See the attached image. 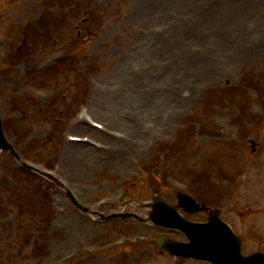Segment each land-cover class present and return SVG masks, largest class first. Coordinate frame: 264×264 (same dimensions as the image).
I'll use <instances>...</instances> for the list:
<instances>
[{"label":"rangeland","instance_id":"obj_1","mask_svg":"<svg viewBox=\"0 0 264 264\" xmlns=\"http://www.w3.org/2000/svg\"><path fill=\"white\" fill-rule=\"evenodd\" d=\"M149 2L0 0V98L7 136L17 143V149L26 158L50 159V166L58 162L57 153L68 152L70 159L61 158V164L58 163L60 176L68 180L79 201L93 211H122L147 217L155 194L176 204L175 192L178 188L186 182L198 183L196 186L201 187L203 195L207 196L203 198L204 204L222 207V216L235 225L242 237L244 253L264 251V230L253 235V228L249 226L251 223H258L259 228L264 226V218H261L264 206L260 203L261 197H264V184L259 186L256 183L258 180L264 182V114L257 112L264 111V51L253 54L249 59L243 57L245 52L233 55L226 50L220 51L223 54L217 57L223 69L216 70L219 71L217 77L205 78L203 71L200 72L197 85H194L195 80L190 73H180L171 80L162 78L160 90L164 86H171L172 90L176 86L178 89L182 83L190 81L188 87L195 92L194 97L187 99V93L181 98L183 103L166 102L164 108L170 116L164 121L166 125L152 136L131 133L114 122L115 127L132 134L137 140L145 141L144 144L129 145L121 141L114 148L119 149L108 153L65 143L66 133L75 131L66 123L63 125L61 119L69 118L80 104L89 107L90 114L98 120L112 116L124 118V115H133L136 110L134 107L116 110L118 108L104 102L111 100V104L118 96H126L128 81L119 72L124 70L126 75L132 70V65L143 66L146 63L144 59L136 58L137 46L148 33L150 25H161L164 21L159 18L168 17L156 10L140 15L141 9L137 6ZM84 14L89 16V21L76 32L74 25ZM186 14L193 15L194 12H180L178 19H184ZM242 16L246 17H240L242 25L253 19V16ZM205 41V55L214 52L208 48L211 43L218 46V40ZM190 45L205 47L199 40L190 42ZM222 47L226 48L224 43ZM246 47L241 45L238 50L244 51ZM166 53L153 57L158 67L161 61H170L173 56L171 51ZM203 58L215 65L211 57ZM151 85L150 82L138 83V92L140 89L142 92L143 87L152 88ZM32 86L38 88L35 90L40 94L33 92L32 97L27 95V98L25 89L29 90ZM22 95L27 101L21 105L13 96ZM67 106L69 113L61 115L60 107L68 109ZM20 113L22 116L19 118ZM155 123H159L155 114L147 115L141 122L145 129L154 128ZM30 124L40 131L35 132ZM77 132L94 133L92 136L101 140L97 137L98 133L86 124L79 126ZM234 133L236 135L232 137ZM245 136H252L255 143L247 144ZM104 140L113 144L109 138ZM184 141L186 147L180 148ZM190 142L195 154L190 152ZM245 151L248 152L247 160ZM74 152L78 153L71 158ZM242 162L238 172L247 175L245 181H248L249 188L245 193L248 195L240 198L237 194L235 207L227 209L230 195L223 175L227 171L232 175L233 167ZM7 163L9 170L3 191L7 200L5 208L8 214L12 212L10 224L3 226H6V231H11L9 242L22 239L13 247L24 242L18 255L10 248V264H42L44 260L47 264H210L187 258L175 259L148 241L127 246H106L121 233L155 236L161 230L137 220L101 223L97 216H82L59 184L53 182L48 190H43L41 186L42 190L38 191L34 188V174L19 167L12 171L15 170V159L11 155ZM218 164L224 167L220 175ZM197 165H200V171L206 172L205 178L199 172L193 173L192 167ZM177 167L184 168L178 175L174 172ZM213 179L218 180L220 185L224 183L221 190L216 185L211 190L206 188ZM237 182L242 183L241 180ZM215 192L222 203L212 201ZM251 199L252 202H248ZM17 203L21 204V212L15 220ZM54 203H57V208H54ZM247 206L251 207L250 210ZM34 216L47 223L44 228L40 227L44 230L40 234L37 233V226L32 224ZM193 217L196 220L207 219L204 213ZM66 218H72L71 231L68 227L64 231L63 226L55 224L56 220ZM12 228H16L18 239ZM165 231L170 236L184 239L179 232ZM68 233L73 235L70 246H74V251L78 250L76 256L72 254L71 261L67 257L71 253L67 243ZM33 240L37 243L31 248L29 244ZM92 245H100V250H91ZM6 246L4 244L3 248ZM25 247L28 254L22 257ZM53 251L58 252L55 262L51 259Z\"/></svg>","mask_w":264,"mask_h":264},{"label":"bare ground","instance_id":"obj_2","mask_svg":"<svg viewBox=\"0 0 264 264\" xmlns=\"http://www.w3.org/2000/svg\"><path fill=\"white\" fill-rule=\"evenodd\" d=\"M150 1L151 2L147 5L140 3L139 5L141 6H137V9H141L140 15L148 14V11L154 10L160 13V15L163 13L168 16L167 18H169L170 21L165 17H160L159 20L165 22L168 30L166 29L165 32H167L163 35L149 32L142 37L136 49V58L144 59L146 61L142 66L141 72L135 76L131 73L124 75V70L119 72V75L124 77L125 81H128L127 91H125L126 96H118L117 100L115 102L112 101L113 103L111 104V100L104 102L106 105L118 108L116 110L123 108L126 110L128 107H134V109L140 110V121L137 120L136 123H132L129 120L118 118L116 122L124 128L126 127L131 133H141V135L146 136H152L165 124L164 121L167 116H170L164 108L166 102L176 101L178 104L179 102L183 103L184 101L181 100V98L187 93L189 94H187V99H192L194 97L193 93L195 92L189 87L188 89H185L186 91H184L182 87L177 89L176 86H174V90L169 92L160 90L159 82L162 78H168L171 80L180 73H190L193 77H199V74L202 71L205 78L209 76L212 77L213 75L217 77L218 75L216 74L219 73V71L216 70L223 69V64L217 57L222 56L220 51L226 50L233 55L245 52L243 54L245 59H249V57H252L255 53L262 54L264 51V0ZM188 10L193 11L194 14H186L184 15V19H178V13ZM257 11L259 12V16H257ZM242 15L253 16L255 17V21L256 18L258 19V24L254 30V34L259 33L258 39L251 40L248 37L250 30L244 28L240 22V17L246 19V17ZM190 16H192L193 20L187 21ZM206 19H208V21H206ZM248 23L246 24L247 26ZM215 38L218 40V46L214 44L215 49L212 53H208L207 55L202 53L201 55H198L196 51L190 50V42H197L199 40L203 42L206 47L205 40H210L212 42V39L214 40ZM222 43H224L226 48L222 47ZM241 45H246L248 48L246 47L244 51H239L238 47ZM193 47L195 48L199 46L194 45ZM168 50L173 53V56L171 58L169 57V67L167 69L158 67V64H156L153 57L155 58L157 55H160L161 52H167L166 54H168ZM187 50L190 52L188 53ZM204 56L211 57L214 60L215 65H211V63L207 61V58H203ZM149 61L151 62L150 64ZM132 67H134V65ZM140 82H150L152 84L151 91L147 93L143 90L147 87H143L142 92L141 89L138 92L139 89L137 88V85ZM173 83L175 84L174 81ZM97 102L100 101L97 100ZM99 105L100 104H98V106ZM168 109L171 108L169 107ZM154 114L159 123L155 131L150 132L145 129L140 122L144 120L147 115ZM79 145L91 148L88 144ZM77 153L74 152L71 155V158L76 157ZM69 155L66 153L64 159H66V157L67 159H70Z\"/></svg>","mask_w":264,"mask_h":264},{"label":"water","instance_id":"obj_3","mask_svg":"<svg viewBox=\"0 0 264 264\" xmlns=\"http://www.w3.org/2000/svg\"><path fill=\"white\" fill-rule=\"evenodd\" d=\"M166 205L167 204L163 200H161V199L157 200V206H155V213L158 216H160V218H164L165 215L167 214V212L169 211V208ZM212 221H213L212 224H222L217 219H214ZM203 226H205V225H200L199 227L202 228ZM160 245L168 247L173 253H176L178 255H186L187 253H195L196 252V249L193 246H189V245L170 244V243H165V242H161ZM186 246H188V247H186ZM239 247H240L239 243L236 244L235 252L239 256V259L245 264H251L253 262V258L241 257L240 252H239L240 251Z\"/></svg>","mask_w":264,"mask_h":264}]
</instances>
